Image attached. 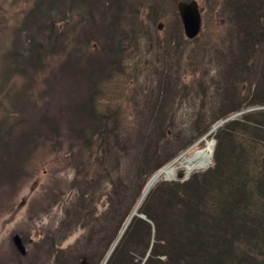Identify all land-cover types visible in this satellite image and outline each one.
Wrapping results in <instances>:
<instances>
[{"label":"trees","instance_id":"obj_1","mask_svg":"<svg viewBox=\"0 0 264 264\" xmlns=\"http://www.w3.org/2000/svg\"><path fill=\"white\" fill-rule=\"evenodd\" d=\"M48 1L49 6L47 0H36L25 11L32 21L24 20L7 30H2L0 22V188L20 172L29 171L31 152L60 142V121L66 119L72 144L88 150V156H80L85 161L74 166L75 174L69 181L76 196L68 199L72 192L66 195L55 189L51 193L63 214L52 231L58 241L65 240L75 229L73 222L78 221L76 216L70 220L71 211L86 206L89 211L81 221L88 229L81 228L88 237L90 254L84 250L63 254L50 242L49 230L45 234L42 230L39 236L17 233L26 253L21 255L14 247L11 264H79V256H85L88 264H100L157 169L186 151L216 120L246 107L264 105V0L220 1L216 11L223 6L230 10L227 17L222 16L229 22L228 31L217 41L218 46L230 37L225 51L231 72L224 73L222 104L208 118L204 109L194 111L200 119L185 122L188 136L181 135L173 147L159 144L169 140L172 132L168 134V130L175 127L172 116L177 108L172 106L157 116L158 131L149 135L158 134V141L152 145L146 144L149 138L140 137L136 124L121 131L117 125L118 114H125L128 107L112 98L114 90L107 91L116 85L105 86L103 81L118 78L124 69L133 47L128 30L121 40L114 22L101 20L104 32L94 38L91 23L85 24L84 30L79 26L80 22H91L90 11L86 13L91 0H66L62 10L56 7L58 0ZM139 2L144 17L155 8L151 0ZM127 6L130 1L124 0L118 8ZM132 15L122 13L114 20L126 22ZM60 17L75 22L58 24ZM29 24L35 28L27 27ZM152 32L142 25L141 47L146 51L164 45ZM80 41H95L96 47ZM93 55L96 58L89 68ZM53 63H58L57 69ZM85 70L91 72V96L76 102L71 110L67 104L50 112L57 77ZM168 84V80L164 82ZM245 84L248 88L243 92ZM94 94L107 99L94 101ZM141 112L137 108L138 115ZM239 113L214 133L212 166L191 172L185 180L159 181L149 189L137 210L146 219L137 215L130 218L105 264H264V107ZM73 150L74 146L67 144L63 160ZM114 150L125 158L130 156L135 165L127 182L114 177L106 166L101 172L91 170L93 163H104L102 154L112 162ZM99 179H107V189H99ZM99 202L108 205L106 228L96 210ZM14 234L9 238L12 244ZM0 264L6 262L0 260Z\"/></svg>","mask_w":264,"mask_h":264},{"label":"rangeland","instance_id":"obj_2","mask_svg":"<svg viewBox=\"0 0 264 264\" xmlns=\"http://www.w3.org/2000/svg\"><path fill=\"white\" fill-rule=\"evenodd\" d=\"M35 1L0 0L2 30L21 24L24 20L32 21L24 13ZM125 1H130V6L120 9L119 4H122L124 0H91L89 9L86 10V13L87 11L91 13V22H80L79 26L84 30L87 26L85 24L91 23L94 38L101 36V32H104L101 20H112L115 24L112 26L116 28L117 36L121 40L124 39L125 29L128 30L129 42L133 44V47L131 54L125 58L124 69L118 78L103 81L105 86L116 85V87H107V91L114 90L112 98L117 97L119 102L128 107L125 114H118L117 125L121 127V131L122 128L136 124L140 137L149 138L146 144L152 145L158 141V134L150 136L149 133L158 131L157 116L161 114V110L170 109L171 106L173 109L179 107L180 109L172 116L175 127L171 131L168 130V134L172 132L169 140L159 143L170 147L176 146L180 142L178 135L180 132L188 136V129L180 124H184L193 111L204 109L205 116H210L215 114L222 104L224 73L231 72V67L228 65V53L225 51L229 47L225 46L228 42L226 40H230V37H225L218 46L217 41L228 31L229 22L222 16L227 17L230 10L227 6H223L219 12L216 11L221 0H198L200 7L204 8L203 28L197 39L190 40L184 34L176 10L178 0H151L155 8L146 17L143 16L140 0ZM65 2L66 0H58L57 9L62 10ZM47 6H49L48 0ZM52 9L51 15L54 13V8ZM205 11L208 12L207 15ZM64 13L69 16L68 11ZM122 13L133 15L126 22L114 20ZM78 15L79 13L77 17ZM86 17L88 15H85ZM78 19L80 20L79 17ZM61 22L70 26L75 19L66 22L60 17L57 23ZM144 24L150 27L156 40L163 41V46H154L149 51L141 47V30ZM27 27L35 28V25L29 24ZM80 43L88 44L89 42L80 41ZM95 43V41L89 43L93 45L92 49L96 47ZM96 55L92 56L94 59L89 68L92 67ZM58 66V63L52 64L53 68L57 69ZM48 71L52 73V70ZM90 73L89 70H85L82 73L71 72L66 75L63 73L57 77L54 98L49 106L50 112L54 113L58 111L60 105L67 106V104V110H71L76 102L89 98L92 94ZM167 80L169 84L165 86L164 82ZM247 88L248 85L245 84L243 92ZM103 97L94 94V101H105L107 97L102 100ZM149 101L152 103L147 105ZM102 107H105V103ZM137 108H141L140 115L137 113ZM166 120L169 118L167 117ZM178 123L179 125H176ZM67 124L66 119L60 121L59 143L44 144L35 152H31L29 171L20 172L11 178V183L7 182L0 188V260H4L6 264H11V259L14 258L15 244L9 241L11 233H19L20 236H39L42 230L44 234L49 230L52 233L50 242L59 247L63 254L69 256L81 250L90 254L88 237L84 236L82 229L88 228L81 221L85 213L89 211L86 206L71 211L70 220L73 222L72 218L76 216L78 221L73 222L75 229L65 240L58 241L56 232L52 231L62 219L63 214L61 207L52 200L51 193L53 189L56 192L62 190L66 195L72 192L69 181L75 174L74 166L78 162L85 161L80 158L81 155L88 156V150L72 144ZM207 142L201 149L207 145ZM67 144L74 146V150L68 159L63 160V151L67 149ZM196 151L194 148L178 161L174 160L169 164L173 168L169 179H174L181 168L185 169L183 163ZM101 159L105 160L104 163L91 165L93 172H101L106 166L114 177L120 176L127 182L135 171V165L130 161V156L125 158L119 151H112V162L106 154H102ZM116 162H118L117 167L114 165ZM97 185L99 189H107L108 181L99 179ZM76 194L77 192L73 191L67 198L73 199ZM107 206L99 202L96 207L97 213L101 216V224L105 228L106 217H109L106 212ZM106 232L107 230L102 231L103 234ZM81 259L83 258L79 257V263Z\"/></svg>","mask_w":264,"mask_h":264},{"label":"water","instance_id":"obj_3","mask_svg":"<svg viewBox=\"0 0 264 264\" xmlns=\"http://www.w3.org/2000/svg\"><path fill=\"white\" fill-rule=\"evenodd\" d=\"M177 7L184 23L186 34L190 37L196 35L200 29V13L196 1L180 0L177 3Z\"/></svg>","mask_w":264,"mask_h":264},{"label":"bare ground","instance_id":"obj_4","mask_svg":"<svg viewBox=\"0 0 264 264\" xmlns=\"http://www.w3.org/2000/svg\"><path fill=\"white\" fill-rule=\"evenodd\" d=\"M211 148L212 144L211 142H208L207 145L197 150L192 156H190L187 161L183 163V166L186 168L188 172H191L194 169H200L210 162L211 158ZM173 173L172 168L166 167L162 171H160L157 175L153 177V179L150 181V185L159 177L161 174L166 175V177H170Z\"/></svg>","mask_w":264,"mask_h":264}]
</instances>
